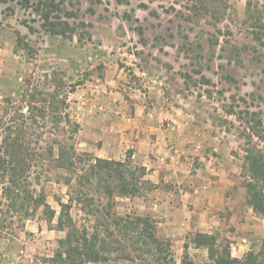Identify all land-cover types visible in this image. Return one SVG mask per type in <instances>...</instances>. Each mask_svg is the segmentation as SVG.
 Listing matches in <instances>:
<instances>
[{"label": "rangeland", "instance_id": "1", "mask_svg": "<svg viewBox=\"0 0 264 264\" xmlns=\"http://www.w3.org/2000/svg\"><path fill=\"white\" fill-rule=\"evenodd\" d=\"M101 1L93 6L95 14L89 12L90 0L67 2L66 10L77 17L60 14L74 30L66 36L44 30L40 15L24 7V0L0 3V145L6 137L21 138L35 159L29 188L36 196L43 190L59 213L57 198L67 203L70 196L67 174L56 167L59 146L90 148L79 132L70 139L79 124V101L91 98L98 107L105 95L113 96L116 125L124 116L133 118L138 106L175 114L188 130L211 134L216 165L223 163L235 182L226 195L232 203L208 216L212 227L195 215L192 228L175 237L163 233L162 219L153 213L166 193L180 194L175 187L162 184L143 197H118L115 212L157 219L158 235L171 241L177 264L209 262L207 250L192 243L205 230L230 243L235 258L262 251L264 218L246 203L242 167L249 137L264 151V0ZM94 144L102 147L103 141ZM192 157L193 169L198 160ZM1 193L0 210L6 209ZM71 214L79 226H89L75 203ZM6 217L0 212L2 264L51 257L65 236L50 229L42 210L29 220Z\"/></svg>", "mask_w": 264, "mask_h": 264}, {"label": "trees", "instance_id": "2", "mask_svg": "<svg viewBox=\"0 0 264 264\" xmlns=\"http://www.w3.org/2000/svg\"><path fill=\"white\" fill-rule=\"evenodd\" d=\"M74 1L78 0H38L36 4L24 0V7L33 8L40 15L44 30L66 36L67 30H74L60 14L64 13L68 18L77 17L65 6L67 2L73 4ZM90 1L89 12L95 14L93 6L102 1ZM6 2L0 0V3ZM28 27L35 31L32 26ZM66 121L71 123L68 116ZM79 128V124H74L70 139L79 132ZM258 135L263 139L262 134ZM20 140L19 137H6L0 145V191L1 201L6 205V209L0 212L7 215L6 219L16 216L23 221L32 219L42 210L50 229L65 232L64 238L58 240L54 254L37 257L34 264H102L120 260L134 264H177L171 241L158 235L157 219L151 215L121 216L114 210L116 198L143 197L145 192L157 188L147 179V169L133 164L131 153L124 161H117L102 159L90 152H78L72 144H61L55 162L56 167L67 174L64 181L70 189V196L67 203L57 198L60 206L57 213L43 190L36 196L29 188L30 163L35 159L30 157ZM246 144L242 167L246 203L254 213L264 218V151L252 137ZM74 203L85 213L89 226H79L74 220L71 214ZM0 228L5 229L1 225ZM192 243L196 248L207 250V264H263L264 243L262 251L250 250L242 258L233 257L231 244L215 234L199 232ZM184 248L187 255L189 244L185 243Z\"/></svg>", "mask_w": 264, "mask_h": 264}, {"label": "crops", "instance_id": "3", "mask_svg": "<svg viewBox=\"0 0 264 264\" xmlns=\"http://www.w3.org/2000/svg\"><path fill=\"white\" fill-rule=\"evenodd\" d=\"M112 98L105 95L101 101H105L104 105L98 107L91 98L77 103L79 134L87 138L84 144L90 146L88 151L99 158L117 161H124L131 152L133 164L147 169L148 180L157 186L164 184L180 190V194L166 193L165 200L155 203L158 207L153 213L162 219L160 224L167 237L191 229L195 215L199 223L204 221V226L212 227L215 221L208 216L227 209V204L232 203L226 195L235 182L223 163L216 165L209 148L211 134L190 131L184 126L185 119L163 113L154 106L147 110L138 106L133 118L124 116L125 120L117 119L116 125L112 116L117 109ZM98 141H103L102 147L94 144ZM214 151L220 153L219 148ZM193 155H196L198 166L192 169ZM202 232L211 234L209 230Z\"/></svg>", "mask_w": 264, "mask_h": 264}]
</instances>
